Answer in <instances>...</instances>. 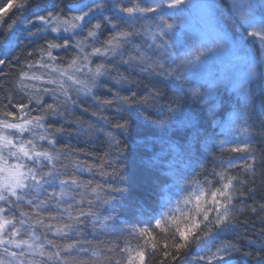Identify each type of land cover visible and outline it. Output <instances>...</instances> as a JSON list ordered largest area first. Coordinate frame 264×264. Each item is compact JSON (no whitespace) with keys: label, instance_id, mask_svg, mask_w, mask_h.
Returning <instances> with one entry per match:
<instances>
[{"label":"snow or ice","instance_id":"6c2138e0","mask_svg":"<svg viewBox=\"0 0 264 264\" xmlns=\"http://www.w3.org/2000/svg\"><path fill=\"white\" fill-rule=\"evenodd\" d=\"M227 2L240 30L238 38L229 35L225 22L220 19L224 0L219 3L210 0L203 5L208 15L205 29L199 33L198 46L190 48L182 56L173 55L169 49L180 23V14L190 6L189 0H131L130 3L122 0H79L70 9L75 15L68 16L57 10L36 13L34 19L25 16L33 0H16L12 16H0V32H7L6 47H15L18 29L29 37H41L43 34L44 40V44L27 53L32 61L25 58L27 70L21 68L18 73L16 87L28 97L27 101L14 103L6 97L17 111L6 110L8 105L0 110V117H3L0 119V264H145L149 238L155 241L157 229L164 233L165 242L162 248L151 243L150 254L159 253L163 257L160 264H176L193 244L199 249L196 256L198 264H230L234 253H243L250 258L254 255L255 264H264V244L253 253L244 251L239 241L216 242L221 233L235 230L239 225L237 204L252 201L246 211L253 215L264 214V202L256 201L257 188L254 187L258 170L264 178V155L258 159L248 141L240 140V133L247 134L251 86L258 77L264 78V58L257 59L244 47L245 44L256 47L264 57V0L258 4L254 0ZM12 6L11 0H6L0 3V11ZM108 12L112 15H107ZM149 20L159 21L155 29L148 25L143 31L137 30V22ZM105 29H110V35L101 40ZM145 33L151 40L149 48L159 50V60L153 61L148 52L140 48L128 54V46L133 44L134 38ZM225 48L236 56L241 65L236 83L240 107L232 122L230 135L233 138L222 141L218 147L222 154H240L238 158L242 163H235L231 156L223 159L218 165L219 171L212 173L214 180L205 181L207 187L195 182L196 186L188 190L187 197L178 202L175 209H169L159 218L154 217L149 222L154 227L134 228L123 246L119 243H109L101 249L92 246L91 241L82 236V226L86 220H91L93 227L96 226L101 205L107 206L105 211L110 209L112 214L118 213L115 194L123 192L124 188L120 184L107 187L105 183L93 185L92 179L84 183L70 173L59 171L61 153L56 146L64 129L55 125L61 119L67 120L71 110L83 103L81 96L91 97L98 106L93 115L111 129L97 131L105 133L110 148L119 149L121 141L118 136L129 134L134 105L150 106L159 111L161 93L153 85V90L139 100L135 99V93L130 97L113 93L112 99H100L95 90L113 75L117 61L139 68L149 76L174 79L179 75L178 69L189 65L199 67ZM61 50L65 54L72 52L67 67H61L64 63ZM58 59L60 64L56 63ZM5 63L0 59V75L4 74ZM36 69L49 71L37 74ZM122 79L117 82H122ZM28 81H40L41 86ZM45 96L50 97L51 102L45 100ZM100 106H114L120 115L109 120L100 114L104 111ZM171 111L173 115L177 113L176 109ZM33 112L39 114L32 115ZM185 119L191 121L193 117L185 114ZM108 155L110 153L96 165L102 180L121 175L116 164L107 159ZM116 158L121 159L122 153H118ZM85 170L91 173L92 167L76 166L77 172ZM56 181H59L60 192L42 196L44 186H51ZM73 190H78L75 195H67ZM261 199L264 200V196ZM179 203L185 207H179ZM190 204L192 208L187 207ZM24 205L31 211L21 210ZM103 223L107 225L108 220ZM261 234L264 235V230ZM133 240L136 241L135 246ZM248 244L251 246L252 241Z\"/></svg>","mask_w":264,"mask_h":264},{"label":"trees","instance_id":"16d2710c","mask_svg":"<svg viewBox=\"0 0 264 264\" xmlns=\"http://www.w3.org/2000/svg\"><path fill=\"white\" fill-rule=\"evenodd\" d=\"M122 1L131 2V0ZM3 2L6 0H0V3ZM11 2L13 6L0 11V16H12L16 0ZM77 3L79 0H33V5L27 9L25 16L28 19H34L36 13L46 14L57 10L72 16L76 13L70 9ZM106 14L112 15L111 12ZM220 17L222 22H225V30L231 36H236V20L226 4ZM93 23L96 21L94 20ZM42 35L29 37L26 32L17 31L15 47L8 48L4 43L7 32H0V59L6 62L3 66L4 74L0 75V110L8 105L6 110L17 111L9 104L6 97H10L14 103L27 101L28 97L16 87V81L20 69L27 70L25 58L29 62L32 61V57H28L27 53L44 44ZM108 35H110V29H105L100 39L104 40ZM135 48H138V45L134 38L133 44L128 46V54H133ZM71 55V51L68 54H65L64 50L60 51V56L64 60L61 67H67ZM17 57H20L19 61ZM36 59H39L38 55ZM56 63L60 64V60L58 59ZM41 70L43 69L34 71L39 74ZM121 78H123L122 82H117ZM153 85L159 88L161 93L159 111L150 106L134 105L129 134L118 136L121 141L119 149L110 148L105 133L97 131V129H111L98 116L93 115L97 112L98 106L91 97L81 96L80 100L83 103L71 110L67 120L61 119L55 125L62 126L64 129L63 135L58 137L59 143L56 146L57 151L61 153L60 161H58L59 171L70 173L84 183L92 179L93 185L105 183L107 187L111 184H120L124 188L123 192L115 194L118 213L112 214L110 209L105 211L107 206L101 205L98 214L99 222L96 226L93 227L91 220H86L81 228L82 236L90 240L92 246L98 249L106 247L109 243L113 245L119 243L123 246L134 228L154 227L149 222L154 217L159 218L169 209H175L178 202H182L187 197L188 190L196 186L195 182L207 187L205 181L214 180L212 173L214 170L219 171L218 165L223 159L231 156L235 163H242V160L238 158L240 154H222L218 147L222 141L233 138L230 135L233 131L232 122L240 107V97L227 87L219 86L210 100H201L193 95V87L189 82L176 76L174 79L149 76L141 72L139 68L117 61L116 71L95 91L102 100L112 99L113 93L123 97H130L135 93V99L139 100L153 90ZM251 87L252 98L246 117L247 134L240 133V140H247L259 159L261 155H264V82L262 78L258 77ZM44 99L51 102L48 96ZM100 107L104 108L100 114L108 117L109 120L120 115L115 111L114 106ZM172 109L177 110L175 115L172 114ZM37 114L39 113H32V115ZM185 114L192 116L193 119L191 121L185 119ZM109 153L107 159L116 164L121 175L105 177L102 180L97 174L99 170L96 165ZM118 153H122L121 159L116 158ZM77 165L81 168L91 166L92 172L86 170L77 172ZM107 171L110 172L111 169ZM255 181L256 201L264 202L261 199L264 196V178L260 176L259 170ZM53 191L60 192L59 181L51 186L45 185L42 196ZM76 191L78 190L68 191L67 195H75ZM77 199H79L78 196ZM251 204L252 201L237 204L239 225L235 230L221 233L217 237V243L229 240L239 241L243 244L244 251L253 253L264 244V235L261 234L264 230V214L253 215L246 211V207ZM179 207L184 208L185 205L179 203ZM187 207L192 208L193 205L190 204ZM21 210L31 211L26 205L22 206ZM110 215L111 219H109ZM105 220H108L107 225L103 223ZM155 236V241L149 238L145 264H160L163 259L159 253L150 254L151 243L154 242L162 248L165 242L164 233H160L158 229L155 230ZM240 237H243V240H239ZM101 241L103 243H100ZM248 241H252L251 246ZM168 242L171 243L170 240ZM143 243L144 241L141 240V244ZM132 244L135 246L136 241L133 240ZM198 254L199 249L193 244L176 264H198L196 260ZM230 264H255V256L250 258L243 253H234L230 258Z\"/></svg>","mask_w":264,"mask_h":264},{"label":"rangeland","instance_id":"374dc122","mask_svg":"<svg viewBox=\"0 0 264 264\" xmlns=\"http://www.w3.org/2000/svg\"><path fill=\"white\" fill-rule=\"evenodd\" d=\"M209 2L210 0H189L190 6L186 11L180 14V23L177 25L175 34L172 36V40L170 41V44L172 45L170 47V51L173 55L182 56L190 48L198 46L199 33L205 29V18L208 15L207 9H205L203 5H206ZM216 2L219 3L221 0H216ZM254 2L258 4L260 0H254ZM224 4L228 7L227 0H224ZM221 18L222 17H220V19ZM169 22L172 21L169 20ZM117 23L121 22L117 21ZM157 23H159V21L149 20L146 22H137V30L143 31L148 27V25H151L152 28L155 29ZM124 26L127 27V25ZM17 31L22 30L18 29ZM239 31L240 30L237 27L235 30L236 36L233 38H238ZM166 39L168 38L166 37ZM135 40L138 48L142 51H147L153 60L160 59L159 50L149 48L151 40L148 38L147 33H145V35L136 36ZM244 47L250 55L255 56L257 59L264 58L261 57V54L256 47L248 44H245ZM239 54L243 55V53ZM48 71V69L41 70V72ZM178 71L179 75L176 77L184 80L185 82L191 83L194 91L193 93H197L195 96L201 100H210L211 96L216 92V89L219 86L227 87L239 96L236 83L238 82L241 74V65L236 59V56L229 53L226 48L209 57L207 62L199 67L189 65L178 69ZM53 75L56 74L53 73ZM46 78L47 77H42V79ZM262 80L264 82V78H262ZM28 83L35 84L38 87L41 86L40 81H28ZM47 87H54V85H47ZM40 143L46 144L44 141H41Z\"/></svg>","mask_w":264,"mask_h":264}]
</instances>
